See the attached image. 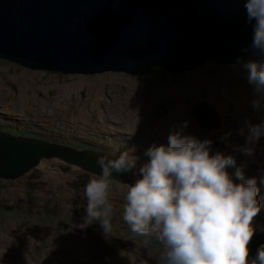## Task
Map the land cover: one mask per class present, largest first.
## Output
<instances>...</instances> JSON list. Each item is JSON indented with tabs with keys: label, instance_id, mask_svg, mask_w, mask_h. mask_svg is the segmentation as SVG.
<instances>
[{
	"label": "rangeland",
	"instance_id": "374dc122",
	"mask_svg": "<svg viewBox=\"0 0 264 264\" xmlns=\"http://www.w3.org/2000/svg\"><path fill=\"white\" fill-rule=\"evenodd\" d=\"M255 98L242 65L214 60L182 73L155 67L135 76L112 71L61 74L0 59V128L11 130L15 125L18 134L79 148L118 147L117 157L124 151L137 157V173L149 159L147 151L167 145L170 134L209 140L213 135L190 114L195 104L209 102L221 115L216 134L228 136L227 146L210 148V154L234 157L245 181L256 179L260 213H264V136L251 144L247 139L249 125L264 124V101L256 109ZM98 123L114 135L88 132ZM113 127L121 133H114ZM81 129L86 130L81 133ZM243 148H251L253 154H244ZM227 171L235 183H241L235 177L236 168ZM97 177L52 159L14 180L0 178V264H16L18 256L22 264H157L158 245L145 243L123 221L126 190L115 183L110 185L108 198L113 208L111 235L106 236L98 222L82 227L87 207L84 187ZM24 244L38 251L28 254ZM260 245L252 239L249 260Z\"/></svg>",
	"mask_w": 264,
	"mask_h": 264
},
{
	"label": "water",
	"instance_id": "95a60500",
	"mask_svg": "<svg viewBox=\"0 0 264 264\" xmlns=\"http://www.w3.org/2000/svg\"><path fill=\"white\" fill-rule=\"evenodd\" d=\"M254 24L245 0H0V59L61 74L135 76L155 67L182 73L208 60L237 64L240 58L242 65L261 59L252 48ZM190 114L214 133L211 148L227 146L228 136L216 134L221 118L209 102L195 104ZM88 132L111 134L100 123ZM115 152L0 128V178L14 180L46 159L99 176L97 159H116ZM138 178L135 169L112 174L124 184ZM253 227V239L264 244V221L254 220Z\"/></svg>",
	"mask_w": 264,
	"mask_h": 264
},
{
	"label": "clouds",
	"instance_id": "9594fccd",
	"mask_svg": "<svg viewBox=\"0 0 264 264\" xmlns=\"http://www.w3.org/2000/svg\"><path fill=\"white\" fill-rule=\"evenodd\" d=\"M245 8L248 20L255 21L252 48L261 59L243 62L242 68L257 97L253 107L259 109L264 101V0H245ZM261 136L264 124L249 125V144ZM211 143L181 132L170 134L167 145L147 151L149 159L139 168L141 178L134 184L113 180L112 174L136 168L137 157L129 151L116 159L99 157L96 163L102 174L84 187L87 207L82 227L98 222L104 234L111 235L113 208L108 198L110 185L115 183L126 190L123 221L145 243L158 245L157 264H264V244L249 260V245L256 232L253 223L261 211L257 181H245L234 157L220 152L211 155ZM241 151L253 154L251 148ZM229 167L236 168L235 177L241 183L233 181Z\"/></svg>",
	"mask_w": 264,
	"mask_h": 264
},
{
	"label": "bare ground",
	"instance_id": "6f19581e",
	"mask_svg": "<svg viewBox=\"0 0 264 264\" xmlns=\"http://www.w3.org/2000/svg\"><path fill=\"white\" fill-rule=\"evenodd\" d=\"M108 74V73H107ZM100 75V74H99ZM98 75V76H99ZM21 77V76H20ZM100 80V79H99ZM21 81V80H20ZM233 83H235V82H233ZM105 86V85H104ZM66 88H68V87H66ZM237 88V87H236ZM231 89V88H230ZM233 90H234V88H233ZM232 90V91H233ZM238 90H240V89H238ZM226 91V90H225ZM231 91V90H230ZM69 92V91H68ZM67 92V93H68ZM237 92V91H236ZM230 93V92H229ZM239 93V92H238ZM69 94V93H68ZM247 94V93H246ZM253 97V95H249V96H247V98H252ZM257 98V97H256ZM255 98V99H256ZM254 100V99H253ZM252 101V100H251ZM249 102V101H248ZM247 103V102H246ZM249 104V103H248ZM247 104V105H248ZM251 104V103H250ZM116 113V112H115ZM221 114V113H220ZM107 115V114H106ZM115 116V115H114ZM221 116V115H220ZM3 117V116H2ZM116 117V116H115ZM101 118V117H100ZM113 121V120H112ZM127 121V120H126ZM129 121V120H128ZM127 121V122H128ZM24 122V121H23ZM111 123V122H110ZM119 123V122H118ZM7 124V123H6ZM17 124V123H16ZM53 124V123H52ZM97 124V123H96ZM99 124V123H98ZM108 124V123H107ZM21 125V124H20ZM104 125V124H103ZM5 126V125H4ZM63 126V125H62ZM81 126V125H80ZM15 125H13V127H12V130H15ZM127 127V126H126ZM9 128H11V127H7L6 128V130H8ZM66 128V127H65ZM122 128H123V126H122ZM68 129V128H67ZM189 129V128H188ZM191 129V128H190ZM3 130H5V129H3ZM24 130V129H23ZM73 130H75V129H73ZM113 130H114V132H116V133H121L120 132V130L118 131L116 128L114 129V127H113ZM129 130V129H128ZM45 131V130H44ZM53 131V130H52ZM107 131L108 132H111V134L110 135H114L113 133H112V129H107ZM126 131V130H125ZM178 131V130H177ZM194 131V130H193ZM207 131V130H206ZM75 132V131H74ZM78 132V131H77ZM208 132V131H207ZM218 131H216V133H217ZM49 133V132H48ZM47 133V134H48ZM69 133V132H68ZM102 133H104V132H102ZM106 133V132H105ZM104 133V134H105ZM184 133V132H183ZM190 133V132H189ZM210 135H213L214 133L213 132H208ZM81 134V133H80ZM106 134H108V133H106ZM197 134V133H196ZM201 134V133H200ZM208 134V135H209ZM39 135V134H38ZM85 135V134H84ZM83 136V135H82ZM121 136V135H120ZM187 136V135H186ZM191 136V135H190ZM85 137V136H84ZM111 137V136H110ZM115 137V136H114ZM58 138V137H57ZM83 138V137H82ZM88 138V137H87ZM90 138V137H89ZM113 138V137H112ZM66 140V139H65ZM69 140V139H68ZM81 140V139H80ZM124 140V139H123ZM86 141V140H85ZM102 142V141H101ZM105 142V141H104ZM106 143V142H105ZM112 144V143H111ZM126 145V144H125ZM124 146V145H123ZM77 147H79V146H77ZM82 147V146H81ZM99 149H101V150H108V149H115L116 150V152L115 153H113V154H115V155H117L118 154V147H114V148H112V147H104V146H97ZM122 147V146H121ZM120 148V147H119ZM211 148V147H210ZM242 148V147H241ZM215 151V150H214ZM226 154V153H225ZM118 156V155H117ZM46 160H52V159H46ZM46 160H43V162L44 161H46ZM41 164H42V162H41ZM44 165V164H43ZM41 167V166H40ZM135 169V168H134ZM231 170V169H230ZM232 171V170H231ZM250 172V171H249ZM62 181H64V180H62ZM263 186V185H262ZM262 196V195H261ZM262 197H264V196H262ZM263 199V198H262ZM264 204V203H263ZM255 220H257V221H264V213H259V215L255 218ZM36 230V229H35ZM34 232V231H33ZM40 233V232H39ZM12 235V234H11ZM31 235H34V234H31ZM37 235V234H36ZM40 235V234H39ZM61 235V234H60ZM68 235V234H67ZM77 235V234H76ZM14 236V235H13ZM35 236V235H34ZM65 236V235H64ZM27 237V236H26ZM69 237H70V235H69ZM65 238V237H64ZM20 239H22V238H20ZM26 239V238H25ZM63 239V238H62ZM66 239V238H65ZM30 240L32 241V240H35L32 236L30 237ZM253 240H256V239H253ZM23 241V240H22ZM28 241V240H27ZM256 241H258V240H256ZM4 243V242H3ZM30 243V242H29ZM63 243V242H62ZM61 243V244H62ZM261 244H263L262 242H260ZM44 246V245H43ZM24 249L26 250V253H33V252H35L36 253V251H38V249L36 250L35 248H33V250H31V245H29V244H24ZM36 247V246H35ZM49 247V246H48ZM59 247V246H58ZM9 248V247H8ZM3 249V248H2ZM9 249H11V247L9 248ZM88 249V248H87ZM54 250V249H53ZM72 251V250H71ZM78 252V251H77ZM85 253V252H84ZM92 253V252H91ZM73 254V253H72ZM78 254H80V253H78ZM83 254V253H82ZM89 254H90V252H89ZM75 256V255H74ZM86 257V256H85ZM89 257V256H88ZM87 258V257H86ZM23 260V258H22V256H18L17 257V261L15 262L16 264H22L21 263V261Z\"/></svg>",
	"mask_w": 264,
	"mask_h": 264
}]
</instances>
